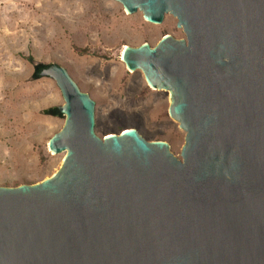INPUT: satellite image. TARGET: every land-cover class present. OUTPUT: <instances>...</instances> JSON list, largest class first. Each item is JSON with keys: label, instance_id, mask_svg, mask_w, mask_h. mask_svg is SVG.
Returning a JSON list of instances; mask_svg holds the SVG:
<instances>
[{"label": "water", "instance_id": "obj_1", "mask_svg": "<svg viewBox=\"0 0 264 264\" xmlns=\"http://www.w3.org/2000/svg\"><path fill=\"white\" fill-rule=\"evenodd\" d=\"M182 38L125 45L120 60L169 94L179 157L134 128L97 136L93 101L66 70L47 139L51 175L0 186V264H264V0H115Z\"/></svg>", "mask_w": 264, "mask_h": 264}, {"label": "rangeland", "instance_id": "obj_2", "mask_svg": "<svg viewBox=\"0 0 264 264\" xmlns=\"http://www.w3.org/2000/svg\"><path fill=\"white\" fill-rule=\"evenodd\" d=\"M175 22L169 13L147 22L115 0H0V186L38 182L61 163L63 152L51 153L47 139L64 117L43 110L63 100L50 77L30 79L36 62L63 67L87 93L97 136L132 127L179 157L184 131L167 114L168 92L152 89L120 60L125 45L182 38Z\"/></svg>", "mask_w": 264, "mask_h": 264}, {"label": "trees", "instance_id": "obj_3", "mask_svg": "<svg viewBox=\"0 0 264 264\" xmlns=\"http://www.w3.org/2000/svg\"><path fill=\"white\" fill-rule=\"evenodd\" d=\"M27 59H28L29 61H31V57H30V56H27ZM34 64H39V65H41V66H46V65H48V63L36 62V63H33V64H32V70H33V65H34ZM31 75H32V72H31ZM37 78H38V77H37ZM34 79H35V78H34ZM54 108H56V106H51V107L46 108L45 110H43V112L46 113V112H45L46 110H48V109H54ZM46 114H51V115H53V116H61V114L56 115V114H54V113H46Z\"/></svg>", "mask_w": 264, "mask_h": 264}, {"label": "bare ground", "instance_id": "obj_4", "mask_svg": "<svg viewBox=\"0 0 264 264\" xmlns=\"http://www.w3.org/2000/svg\"><path fill=\"white\" fill-rule=\"evenodd\" d=\"M147 21V20H146ZM147 22H149V21H147ZM151 23V22H150ZM124 48V47H123Z\"/></svg>", "mask_w": 264, "mask_h": 264}]
</instances>
